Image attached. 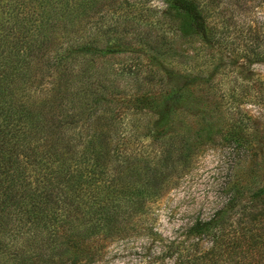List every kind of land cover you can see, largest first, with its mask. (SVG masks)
<instances>
[{
    "label": "rangeland",
    "instance_id": "rangeland-1",
    "mask_svg": "<svg viewBox=\"0 0 264 264\" xmlns=\"http://www.w3.org/2000/svg\"><path fill=\"white\" fill-rule=\"evenodd\" d=\"M198 1L208 38L178 32L169 0H118L125 40L115 34L105 56L108 86L126 117L124 153L148 161L158 186H145L135 164L137 180L117 189L125 195L101 191L106 207L118 199L125 211L143 206L122 224L125 233L99 230L66 249V264H192L204 253V264H264V0ZM146 92L157 106L141 118L132 107ZM146 123L164 124L159 140ZM211 218V233L188 235Z\"/></svg>",
    "mask_w": 264,
    "mask_h": 264
},
{
    "label": "trees",
    "instance_id": "trees-1",
    "mask_svg": "<svg viewBox=\"0 0 264 264\" xmlns=\"http://www.w3.org/2000/svg\"><path fill=\"white\" fill-rule=\"evenodd\" d=\"M169 3L178 32L208 38L201 2ZM118 7V0H0V264H66V249L78 250L99 230L125 233L122 224L143 204L125 211L118 199L106 207L100 193L124 194L117 189L137 180L135 164L145 186H158L148 161L124 153L126 117L119 91L108 86L105 56L115 34L125 40ZM157 100L146 92L133 111L152 116ZM130 124L136 132L141 121ZM161 124L143 130L159 140ZM215 221L197 220L187 233L201 239ZM206 254L192 264H204Z\"/></svg>",
    "mask_w": 264,
    "mask_h": 264
}]
</instances>
